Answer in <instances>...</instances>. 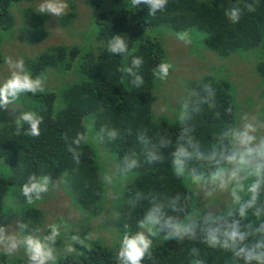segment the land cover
I'll return each mask as SVG.
<instances>
[{
	"label": "trees",
	"instance_id": "trees-1",
	"mask_svg": "<svg viewBox=\"0 0 264 264\" xmlns=\"http://www.w3.org/2000/svg\"><path fill=\"white\" fill-rule=\"evenodd\" d=\"M35 1L38 0H0V31H17L25 34L29 43H37L49 35L50 21H54L59 27L78 35L71 23L77 16V0H66L71 10L53 18L37 13L31 4ZM250 3L256 7L254 12L245 7ZM20 4L22 7L16 15L13 8ZM86 4L91 10L93 28L101 36L97 39L104 41L97 45L96 52L90 49L91 46L81 49L75 41L67 45L58 42L25 59V70L33 77H45L49 72L58 75L51 88H44L35 95L27 94L35 113L43 117L40 136L27 135V124L22 125L17 135L16 121L0 126V226L4 227L12 219L24 218V231L28 236L42 228L46 213L34 204L42 196H53L59 185L68 194V199L76 203L80 213L96 216L97 210L100 212L102 208L98 209V200L105 183L94 159L100 149L87 140L81 141L79 146L73 143L78 134L86 135V116L92 118L96 131L106 137L108 149L114 150L112 156L118 161L121 172L130 169L127 172L133 176L136 172L124 187L127 210L112 218L119 234L136 233L139 221L157 205L165 217L182 221L191 208L193 194L174 172V153L181 146L187 148L192 155L186 160L185 168L192 176L195 170V174L208 177L218 165L207 157L215 151L219 159L220 151L234 146L224 133L235 126V104L229 82L217 75L206 72L191 80L185 75L167 77L164 80L167 92H173L172 87L177 86L179 93H176L180 95V91H186L185 87H192L184 97L187 111L182 119L174 122L155 117L151 109L156 97L152 92L156 79L153 70L160 63L169 61L166 39L175 40L187 31L202 35L198 50L192 47L188 50V54L198 53L199 56L204 55L200 50L227 57L239 49L264 47V0H258V3L257 0H168L166 8L154 16L150 15L146 5L132 6L131 0H86ZM233 7L242 11L238 23H232L225 15ZM90 26L88 19L85 27L90 29ZM115 29L124 30L122 36L129 43L126 54H112L106 50L108 37L112 39L119 34L110 33ZM133 56L143 58V64L137 70L144 79L140 87L132 85V76L119 71L130 65ZM2 60L0 51V63ZM256 64V71L264 76V61ZM181 77L190 83H184ZM206 86L213 89L214 95L209 94ZM56 91L62 92L57 108ZM112 132L116 133L115 138L109 135ZM70 149L79 153L78 159ZM150 151H155L160 159L149 161ZM197 152L203 153L205 159L198 158ZM125 158L135 160L136 166L128 168ZM226 165L223 162L221 166ZM30 175L51 179L49 191L41 194L39 199L34 196L35 203H29L22 192ZM255 179L253 176L251 183ZM249 196H242L241 203ZM257 209L259 216L255 214ZM215 216L228 221L240 219L241 229L252 233L244 242L246 245L264 241V232L256 231L264 224V184L257 204L248 209L245 217L238 214ZM194 221L203 226L204 217ZM53 224L63 233L78 229L58 216L56 223L47 224L42 239L50 234ZM159 234L162 239L152 245L151 256H146L142 264H245L244 259L236 257L231 250L204 242L200 227L195 239L165 240V231H159ZM62 240L67 242L60 233L51 246L62 249ZM106 243L104 240H94L89 245L74 243L72 253H65L67 249L60 250L62 254L55 264H120L115 251ZM14 254L18 253L0 248V264H30L27 252L22 257Z\"/></svg>",
	"mask_w": 264,
	"mask_h": 264
},
{
	"label": "rangeland",
	"instance_id": "rangeland-1",
	"mask_svg": "<svg viewBox=\"0 0 264 264\" xmlns=\"http://www.w3.org/2000/svg\"><path fill=\"white\" fill-rule=\"evenodd\" d=\"M41 2H43V0L35 2V7L38 8ZM20 7H22V4L13 8V12L16 15H19ZM76 9L79 14L78 20L84 25L89 16L86 1L78 0ZM16 19L18 20V18ZM80 28H82V26H80ZM15 30L17 29L15 28ZM10 34L11 31H0V51L4 59L0 63V84L11 75L9 65L6 63L7 58H11L13 61L23 60L24 64H26V61H24L25 59L41 52L53 43L60 42L67 45L75 41V43L81 45V49H87L91 46L90 49L93 50V52H96L95 49L99 48L97 45L102 43L94 34L91 35L89 31L82 32L81 38L75 37L71 34L70 30L59 27L54 21H50L49 36L41 42L32 44L27 43L22 39V35H20V38L16 39H14L13 36L5 38L9 37ZM195 35L198 39L190 37V41L193 43L192 48L197 51L201 46L203 36L197 33ZM163 37L164 35L161 39H163ZM3 38L5 39L2 40ZM166 42H169L167 48L169 61H167V63L172 65L168 76L169 79H172L174 76L185 75L184 77L191 80L196 79L199 74H206V72L217 75L219 78L226 79L230 84V93L235 104L236 118L235 126L230 129L229 133L233 129H242L246 123H252L257 128V131L253 133L257 137V140L264 139V76H261L256 71V63L264 61V47H256L248 50L239 49L232 52L227 57L219 56V58L209 50L204 52L200 50V53H204V55L201 56H199L198 53L188 54L189 47L180 43V40L177 38H175V40L168 38ZM184 77H181L182 81L184 83H190ZM57 78V74L53 72L47 73L44 77V88H51V85L55 83ZM165 82L166 81L158 79L157 77L153 82L152 92L157 98L152 103V111L155 117H162L170 122H174L185 116L187 104L184 97L187 96L186 94L188 91H192V87H185L186 91H180L179 95V87L177 86H173L175 89L172 87L173 92H167ZM168 88H170L169 85ZM176 91L178 93H176ZM56 93L57 108L62 92L56 91ZM27 94L28 93L22 94L20 99L15 104L10 105L9 108H0V126L7 122L15 121L23 111L35 112L30 102V97L27 96ZM84 125L86 128L85 140L91 143L92 146L94 145L100 149L94 159L100 171V177L105 183L103 194L108 188H113L111 195L109 192H106L102 199L101 204L103 206L99 204V209L102 207L100 212H98L99 214L97 213L98 215L91 216L88 213H80L76 203L72 199H68V194L61 185L54 190L53 196H42V199H40L38 203L34 201L37 199L32 200V202L35 203V206L38 205L46 212L43 222L45 227L49 222L56 223L58 216H62L64 223H67L69 226L73 225L77 227L78 225L77 230L69 233H63L61 232V228L59 229L60 233L67 239V242L63 240L61 242V248L64 251L68 249L69 246L73 247L75 245L74 243H77L72 240V237L75 235L83 241L84 245H89L94 240H104L107 242V247L113 248L115 256L118 259L117 254L122 236L118 232L116 223L115 226L113 225L112 218L114 216L117 217L120 213L127 210L124 187L126 183L136 176V172H134V176L128 174L127 170L130 169L122 170L121 172L118 161L112 156L114 150L111 151L108 149L109 144L106 143V137L102 132L96 131L92 118L86 116L84 118ZM229 137L231 138L230 135ZM225 167L231 166L226 165ZM143 173L144 172H142V174ZM242 175H244V173H242ZM106 177H108L107 180L105 179ZM203 177L205 179L201 180L199 183L194 182L193 176L186 168L184 175L181 176L184 184L190 188L193 194L191 208L182 221L188 222L189 219L194 220L198 217H205L209 213L214 216L229 213L238 214L239 204L234 203L231 195V188L234 185H230L229 190L223 191L213 184L206 182L207 177ZM252 178L253 176H249L242 181L244 184V191L239 192L241 198L244 195H250L247 192V187L251 184ZM109 197L111 198L110 202ZM4 229V235L6 237L11 235L17 240L12 222L5 225ZM141 230L142 229L138 228L137 231ZM42 232L43 229H40L39 234ZM161 239L162 236L158 234L157 237L153 238V244ZM0 248L4 251H11L8 249L7 240L0 242ZM53 249L56 258L62 254L60 251L62 249L58 247ZM13 251L18 253L14 254L17 257H22L25 255V252H27L26 249L22 253H20L19 250ZM59 251L61 253H59ZM67 252L66 250L65 253ZM49 264H51V262H49Z\"/></svg>",
	"mask_w": 264,
	"mask_h": 264
},
{
	"label": "clouds",
	"instance_id": "clouds-1",
	"mask_svg": "<svg viewBox=\"0 0 264 264\" xmlns=\"http://www.w3.org/2000/svg\"><path fill=\"white\" fill-rule=\"evenodd\" d=\"M35 2L31 3L34 7ZM167 4L168 0H131L132 6L138 7L146 5L149 8L150 15L153 16L158 11L164 10ZM68 6L69 5L66 3V0H43V2L38 5V8H35L37 9V13L47 14L53 18L65 15L66 12L71 10L70 7L68 9ZM86 6L89 10V16L87 17L86 22H88V19L90 20V29L85 27L86 22L84 25L81 24L78 20L79 14L77 12L75 20H72L71 23L74 27V31L78 35H74L70 29L67 30H70L71 34L78 38L81 37L82 32L84 31H89L90 34H94L96 38L97 36L101 37L99 31L94 30L93 28L92 17L90 18L91 10L87 4ZM245 7L249 12H254L256 10L255 5L251 3L245 5ZM225 15L232 23H238L241 18L242 11L239 7H233L230 8ZM80 26H82V28H80ZM113 32L119 34H115L111 37L112 39L108 37L109 40L105 43L106 50L112 54L128 53L129 43L122 36L124 34V30L115 29L110 33ZM190 32L187 31L182 35L176 36V38L180 40V43L188 46L189 48L193 46V43L190 41V37L198 39L195 35L196 33L191 34ZM20 35H22V39L29 43L25 34H19L17 31L13 32L11 30L10 36L5 38L13 36L14 39H16L20 38ZM99 41H102V43L104 42L103 40ZM6 63L9 65L11 75L2 84H0V108H9L10 105L15 104L20 99L22 94L31 93L35 95L38 92L44 91V77H33L30 72L25 70L23 60L13 61L11 58H7ZM142 64V57L133 56L130 65L121 67L119 71L132 76V85L140 87L144 83V79L140 74H138L137 70ZM153 71L154 75L158 79L165 80L169 76L170 65L162 62ZM206 90L210 95H214L213 89L210 86H206ZM156 98L157 97H155V99ZM228 111H231V109H228ZM15 121L17 124V135L20 134L22 125L27 124L29 126L26 132L27 135L33 137L40 136V125L43 122L42 116H38L32 111H23ZM256 131L257 128L252 123H246L242 129H233L230 133L225 132L224 135L226 137L229 135L231 136L232 144L234 146L230 150L220 151L219 159H217V153L215 151L207 157V159L214 161L218 167L210 173L206 182L213 184L223 191L229 190V186L234 185L231 188V195L234 203L239 204V217H245L248 209L255 207L259 198L261 185L264 184V139L257 140V137L253 134ZM185 132H187V129H185ZM109 135L112 138H115L116 133L112 132L109 133ZM85 139L86 137L84 135L78 134L73 143L79 146L81 141ZM189 142L191 143V141ZM70 150L75 153V149ZM191 155L192 153H190L188 149L183 146L177 148L175 151L173 167L174 172L178 177L184 175L186 166L185 162L191 157ZM196 155L200 159H205L203 153L197 152ZM75 157L78 159L79 153H75ZM125 159L128 168H134L136 166L135 160L129 161L127 158ZM158 159H160V157L155 151H150L148 153L149 161H156ZM223 162H226L227 165H230L231 167L221 166ZM242 173H244V175H242ZM249 176H254L256 179L247 187V192L250 194L249 199L241 203V196L239 195V192L244 191V184L242 181ZM105 179L107 180L108 177ZM204 179L205 178L202 175L195 174V170H193L194 182L199 183ZM50 183L51 179L48 176L37 177L36 175H30L27 182L22 186L23 195L27 197L28 202L31 203L34 196L39 199L41 194L49 191ZM112 191L113 188H108L104 194L102 193L98 200V209L100 207L99 204L103 206L101 201L106 192H109L111 195ZM110 201L111 198L109 197V202ZM98 212L99 210H97L96 215L99 214ZM255 214L259 216V209H257ZM229 215L233 214L229 213ZM23 219L24 218L12 219L17 240L11 235L6 237L4 235V227L0 226V242L7 240L8 249L12 251L19 250L20 253H22L26 249L30 264H49V262L55 264L56 257L54 255V249L51 245L55 243L57 237L60 235L58 226L55 224L50 225V234L42 239L41 235L46 231L47 226L45 227L44 224H42L41 229H43V232L41 234H39V229L37 232L34 231L28 236L24 231ZM198 227H200V231L204 233V242H206L209 246H219L226 250H231L236 257L243 258L245 264H251L252 261H256L257 264H264V241L257 242L251 246L246 245L244 242L252 233L251 231L241 229L240 219L233 218L228 221L223 217L214 216L209 213L204 217L203 226H200L196 221L191 219H189L188 222H184L172 216L165 217L162 208L158 205L153 206L147 212L145 217L139 221V228L142 229L141 231H137L134 234L128 232L123 234L117 254L118 260L120 264H142L146 256H151L153 238L158 236L159 231H165V240H184L186 238L195 239ZM256 231L264 232V224H262L260 228L256 229ZM72 240L83 244V241H81L78 236L74 235ZM67 251L73 252L74 249L69 246Z\"/></svg>",
	"mask_w": 264,
	"mask_h": 264
}]
</instances>
